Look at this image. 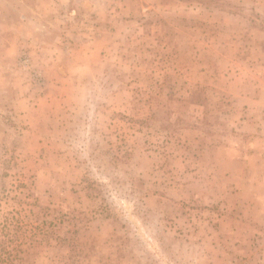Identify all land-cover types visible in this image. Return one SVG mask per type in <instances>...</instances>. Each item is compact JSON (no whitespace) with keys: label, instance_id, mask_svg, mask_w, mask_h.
<instances>
[{"label":"rangeland","instance_id":"374dc122","mask_svg":"<svg viewBox=\"0 0 264 264\" xmlns=\"http://www.w3.org/2000/svg\"><path fill=\"white\" fill-rule=\"evenodd\" d=\"M22 1L0 264H264V0Z\"/></svg>","mask_w":264,"mask_h":264},{"label":"crops","instance_id":"0c3cea01","mask_svg":"<svg viewBox=\"0 0 264 264\" xmlns=\"http://www.w3.org/2000/svg\"><path fill=\"white\" fill-rule=\"evenodd\" d=\"M21 3H22L21 4L22 6L20 5V12L25 13V14H21L19 16V19L21 21L20 24L13 22L12 24H10V26L6 25V22H8L7 19L5 18L6 14L5 15L2 14V9L3 8L0 5V22H2V26L3 27L5 25V28H4L3 31H8L5 35H9L10 37L13 36L14 40L17 41L19 43V45L24 43L23 39L21 40V38H23V36H21V35H25L26 36V39L28 40L27 42H29V39L27 37L33 38L34 40H38L36 37L41 36V39L42 38L47 39L45 37L47 35V32H45L47 30L46 27L44 28V30H45L44 32H43L42 28H39V26H37L36 28H32V29L29 28L30 30H35L37 32L36 35H33L32 32L29 34L31 36H29V35L24 33L25 30H24V25L23 24H25L27 22L31 23L33 20L37 21V18H34V14L37 15V11H41L40 10L41 8L35 6V4L30 3V2L24 3L22 1ZM45 8H46V6H45ZM16 11H17L16 14L20 13L18 10H16ZM31 13H34V14H31ZM10 29H11V32H9ZM255 152H256V150H255Z\"/></svg>","mask_w":264,"mask_h":264}]
</instances>
